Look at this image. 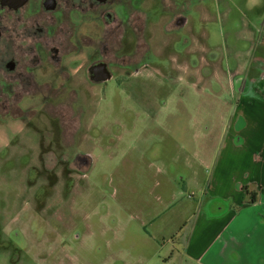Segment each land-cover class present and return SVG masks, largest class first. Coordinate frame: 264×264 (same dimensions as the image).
<instances>
[{
  "label": "rangeland",
  "instance_id": "1",
  "mask_svg": "<svg viewBox=\"0 0 264 264\" xmlns=\"http://www.w3.org/2000/svg\"><path fill=\"white\" fill-rule=\"evenodd\" d=\"M138 1L125 36L110 25L106 59L120 73L94 62L93 81L85 69L72 79L76 93L23 97L20 116L0 106V264H180L176 232L201 202L229 110L211 78L220 54L249 44L225 0ZM256 8L264 23V0ZM136 43L142 60L126 63Z\"/></svg>",
  "mask_w": 264,
  "mask_h": 264
},
{
  "label": "crops",
  "instance_id": "2",
  "mask_svg": "<svg viewBox=\"0 0 264 264\" xmlns=\"http://www.w3.org/2000/svg\"><path fill=\"white\" fill-rule=\"evenodd\" d=\"M257 4L247 2L246 8L225 0L222 10L230 29L242 24L236 36L249 47L220 54V74L211 78L217 87L221 82L220 93L228 98L223 108L229 110L220 120L218 159L206 183L196 184L201 202L176 232L186 231L172 250L180 254V264H264V23ZM205 8H198L201 19L208 18Z\"/></svg>",
  "mask_w": 264,
  "mask_h": 264
},
{
  "label": "flooded vegetation",
  "instance_id": "3",
  "mask_svg": "<svg viewBox=\"0 0 264 264\" xmlns=\"http://www.w3.org/2000/svg\"><path fill=\"white\" fill-rule=\"evenodd\" d=\"M133 4L132 0H0V106L8 117L28 112L20 106L23 97L78 92L72 79L85 69L87 80L93 81L94 62L114 71L106 59L112 51L110 25L118 19V39L125 36L123 24H135L131 9L143 8L144 2ZM137 24L135 33H142L143 24ZM135 46L129 55H121L129 59L126 63L142 60H131ZM82 50L87 65L77 62ZM121 66L114 72L120 73ZM44 104L42 109L47 107L46 100Z\"/></svg>",
  "mask_w": 264,
  "mask_h": 264
},
{
  "label": "water",
  "instance_id": "4",
  "mask_svg": "<svg viewBox=\"0 0 264 264\" xmlns=\"http://www.w3.org/2000/svg\"><path fill=\"white\" fill-rule=\"evenodd\" d=\"M108 77H110L109 75L107 76V75H105V78H108ZM103 78V77H102ZM94 79V78H93ZM95 80H96V77H95Z\"/></svg>",
  "mask_w": 264,
  "mask_h": 264
}]
</instances>
